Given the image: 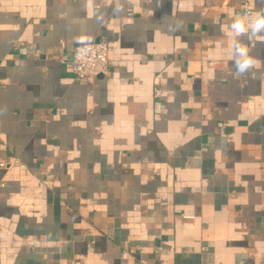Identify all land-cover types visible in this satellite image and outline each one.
I'll return each mask as SVG.
<instances>
[{
	"label": "crops",
	"instance_id": "0c3cea01",
	"mask_svg": "<svg viewBox=\"0 0 264 264\" xmlns=\"http://www.w3.org/2000/svg\"><path fill=\"white\" fill-rule=\"evenodd\" d=\"M261 11L0 0V264H264V40L236 77L228 30ZM101 37L108 74L76 79Z\"/></svg>",
	"mask_w": 264,
	"mask_h": 264
},
{
	"label": "clouds",
	"instance_id": "9594fccd",
	"mask_svg": "<svg viewBox=\"0 0 264 264\" xmlns=\"http://www.w3.org/2000/svg\"><path fill=\"white\" fill-rule=\"evenodd\" d=\"M228 30L231 33L234 75L244 76L258 65L257 59L250 54L244 40L251 38L264 40V11L256 12L253 16L238 14L228 25Z\"/></svg>",
	"mask_w": 264,
	"mask_h": 264
},
{
	"label": "built area",
	"instance_id": "2783aa9c",
	"mask_svg": "<svg viewBox=\"0 0 264 264\" xmlns=\"http://www.w3.org/2000/svg\"><path fill=\"white\" fill-rule=\"evenodd\" d=\"M61 58L69 63L74 76L79 80L96 79L109 72V44L105 37L93 42L76 43L71 55H63ZM160 93V90L156 91L157 96Z\"/></svg>",
	"mask_w": 264,
	"mask_h": 264
}]
</instances>
